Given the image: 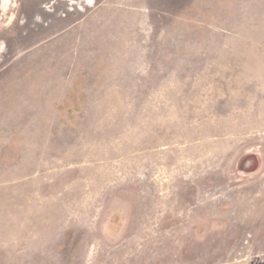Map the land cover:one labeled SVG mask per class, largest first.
I'll list each match as a JSON object with an SVG mask.
<instances>
[{"label": "rangeland", "instance_id": "rangeland-1", "mask_svg": "<svg viewBox=\"0 0 264 264\" xmlns=\"http://www.w3.org/2000/svg\"><path fill=\"white\" fill-rule=\"evenodd\" d=\"M0 264H264V0H0Z\"/></svg>", "mask_w": 264, "mask_h": 264}, {"label": "flooded vegetation", "instance_id": "flooded-vegetation-1", "mask_svg": "<svg viewBox=\"0 0 264 264\" xmlns=\"http://www.w3.org/2000/svg\"><path fill=\"white\" fill-rule=\"evenodd\" d=\"M10 5H11V0H2V9L4 11L9 10Z\"/></svg>", "mask_w": 264, "mask_h": 264}]
</instances>
